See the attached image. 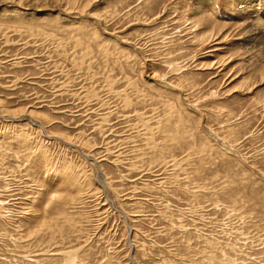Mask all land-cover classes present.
Returning <instances> with one entry per match:
<instances>
[{
    "label": "rangeland",
    "instance_id": "obj_1",
    "mask_svg": "<svg viewBox=\"0 0 264 264\" xmlns=\"http://www.w3.org/2000/svg\"><path fill=\"white\" fill-rule=\"evenodd\" d=\"M0 264H264V0H0Z\"/></svg>",
    "mask_w": 264,
    "mask_h": 264
}]
</instances>
